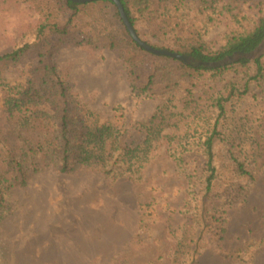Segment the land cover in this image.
<instances>
[{
	"label": "rangeland",
	"instance_id": "374dc122",
	"mask_svg": "<svg viewBox=\"0 0 264 264\" xmlns=\"http://www.w3.org/2000/svg\"><path fill=\"white\" fill-rule=\"evenodd\" d=\"M189 1L186 19L161 23L155 14L139 21L142 40L175 53L203 43L207 53L217 54L231 33L252 29L264 16V0H240V23L229 13L230 0H206L210 8L204 11L198 0ZM56 3L0 0V56L32 46L3 76L12 85L25 84L42 61H52L73 96L120 127L124 147L144 149L145 168L117 179L86 168L59 173L30 150L50 138L52 128L42 122L29 129L19 117L9 118L0 89V264H264V77L227 106L216 145L217 178L208 192L204 157L188 151L198 149L204 119L216 116L211 95L230 81L245 84V73L188 77L174 58L144 49L130 56L127 43L119 44L122 27L113 30L117 49L107 47L115 38L92 47L79 45L76 32L69 42L48 35L55 49L51 59L43 58L37 30L47 5ZM100 10L81 7L74 17L60 10L59 24L73 19L86 37L87 23ZM99 30L91 33L97 37ZM259 58L264 61V43L247 60ZM165 66L177 72L180 90L168 92L163 82L143 93L148 77ZM255 71L251 67L249 75ZM155 114L161 116L150 123ZM149 131L152 141L144 145ZM237 162L246 164L250 177L237 173Z\"/></svg>",
	"mask_w": 264,
	"mask_h": 264
},
{
	"label": "trees",
	"instance_id": "16d2710c",
	"mask_svg": "<svg viewBox=\"0 0 264 264\" xmlns=\"http://www.w3.org/2000/svg\"><path fill=\"white\" fill-rule=\"evenodd\" d=\"M29 1L33 2L34 0ZM120 1L141 40L138 30L139 21L147 23V20H152L151 17L157 14L155 19L161 18V23L165 22V20L166 23H169L174 19H186L190 14V11L187 12L190 8L188 5V3L190 4L189 0ZM198 1V6H200L201 10L204 11L210 8L206 0ZM240 2V0H230L228 7L232 18L235 21L237 20L238 23L244 20L239 11ZM257 5L262 6L263 3H257ZM88 6L101 10L99 14H93L87 23L90 33H86V37H81L82 31H78V25L73 23V19H69L67 25L60 26L59 17L61 11H71L74 17L81 7L86 8ZM47 8L46 10L48 11L44 10L42 13L43 19L37 30V36L44 39V42L40 43L39 47L43 58L51 59L55 49L46 40L45 37L48 35L57 37L63 42H69L76 32L79 38L77 41L79 45H91L92 47L98 46L99 42L107 44L105 41L115 38V43L112 41L110 44L108 43L107 47L117 49L118 41L113 35V30L116 29L118 31L119 27H122L119 44L121 42L127 43L128 49L126 52L128 55L132 56L138 52H145L130 36L117 6L111 0H98L87 4H78L71 0H58V3L53 6L47 5ZM180 11L183 12L180 13L181 15L178 14ZM95 28L100 29L97 37L91 33ZM144 42L154 48L165 49L150 41L144 40ZM263 43L264 16L260 17L252 29L231 33L227 44H225L226 46L217 54L207 53L203 43L190 45L186 51H178L176 53L189 55L203 62H219L234 53H251ZM31 47V45L26 44L9 54L0 56V89L4 93V105L9 118L19 117L18 121L21 122V126L29 129L33 123L41 124L42 122H47L48 128H52L51 137L45 139L46 141L39 145L36 150L32 148L30 150L36 156L41 155V159L53 164L56 170L64 175L75 174L84 168L99 171L114 179L128 175L130 177L141 175V171L145 168L144 149L141 146L124 147L121 142L122 131L120 127L111 121L103 122L99 114L88 109L75 95L73 96L70 89L66 87L62 72L58 70V67L52 61H42L39 67L31 71L25 84L12 85L6 80L2 74L3 69L8 65L21 61L23 57L30 53ZM130 58H128V61L131 60ZM174 62L177 65V69L188 77L191 74L200 77L203 76V73L210 72L215 75L214 78H219L226 72L234 71L235 76L244 72L245 77L248 78L245 84L242 85L237 81H230L223 90L211 95L212 115L216 116H209L204 119L205 128L203 132L205 134L200 136L199 142L195 145L198 149H196L197 151L195 149L188 151L200 153L204 157L208 174L206 178L207 190L210 192L218 173L216 145L223 138L220 125L222 119L226 118L227 106L247 96L251 82L264 77V61L263 58L256 59L254 62L243 59L234 65L218 69H210L203 66L193 67L182 62ZM251 67L256 69V74L252 77L249 75ZM176 74L177 72L167 66L156 69L155 74L148 77L145 87L140 90L143 93L150 94L157 84L165 82L169 86L168 92L174 93L180 90V80ZM131 87L133 91L137 89L133 81ZM164 95L163 97H165ZM119 108L114 110L117 111ZM160 116V114H155L151 118L150 123H153ZM152 134L149 131V135L143 143L144 145L150 144ZM182 161V158L178 159V162ZM235 167L240 176L250 177L246 164L237 162Z\"/></svg>",
	"mask_w": 264,
	"mask_h": 264
},
{
	"label": "water",
	"instance_id": "95a60500",
	"mask_svg": "<svg viewBox=\"0 0 264 264\" xmlns=\"http://www.w3.org/2000/svg\"><path fill=\"white\" fill-rule=\"evenodd\" d=\"M75 3L78 4H87L90 2H94V1H98V0H71ZM115 3V5L117 6L121 18L123 20V23L125 25V27L127 28V30L129 31L130 36L132 37V39L139 45V47H141L142 49H144L145 51L159 56V57H170V58H174L175 60H178L186 65H190L193 67H197V66H203L205 68H211V69H218V68H223L226 66H229L231 64L237 63L243 59H252L255 55V51L251 52V53H244V52H239V53H234L231 56L226 57L225 59H223L222 61L219 62H203L200 60H197L189 55H182L179 53H175L174 51H169L166 49H157L152 47L151 45L145 43L144 41H142L139 36L137 35V32L135 30V28L133 27V25L131 24L126 12H125V8L123 6V4L121 3L120 0H111Z\"/></svg>",
	"mask_w": 264,
	"mask_h": 264
}]
</instances>
